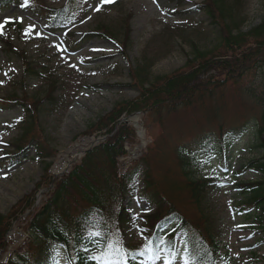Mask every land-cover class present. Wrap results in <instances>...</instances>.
Wrapping results in <instances>:
<instances>
[{"label":"rangeland","instance_id":"374dc122","mask_svg":"<svg viewBox=\"0 0 264 264\" xmlns=\"http://www.w3.org/2000/svg\"><path fill=\"white\" fill-rule=\"evenodd\" d=\"M20 1L21 5L0 12V99L18 97L26 107H12L0 112V156L12 151L11 147L16 148L18 143L25 147L35 141V145L39 143L41 149L44 148L46 158L38 159L34 149L31 159L22 165L11 169L3 168V164L0 166V241L6 244L0 249V264H7L16 253L24 254L27 245L34 242L28 225L53 204L51 199H55L60 182L86 154L108 141L111 135L104 129L113 120L110 113L114 109L122 114L120 125L128 129L127 140L124 136L126 156L120 157L118 171L125 174L135 164H141L133 193L122 200V211L117 215V203L114 206L112 202L105 204L109 208L106 216L113 217L108 223L114 228L117 227L113 223L115 220H128L122 223L125 231L118 236L120 243L128 247L124 257L128 256V250L133 252L145 247L151 234L148 225L158 210L141 199L146 175L151 180L148 183L159 188L166 201L181 199L178 205L188 211L187 216L197 215L200 224L212 227L219 254L226 259V264H264V229L256 219L258 214L244 215L236 210L248 198L238 185L257 182L263 177L255 171L240 176L234 173L262 156L257 144L264 110V65H258L241 78H230L224 89L217 90L218 103L212 101L209 111L206 107L193 106L177 112L164 109L157 115L152 111L150 114L129 109L143 89L151 90V85L185 71L188 60L196 55L195 50L210 51L220 45V27L212 25L206 13H184L194 5L209 2L185 0L183 4H177L169 0H111L96 11L101 0H83L74 3L80 5L79 9L65 16L69 23L52 31L45 19L26 9L24 0ZM69 1L42 0L40 3L61 9ZM234 2L236 7L230 24L236 28L234 35L247 34L262 23L264 0H220L221 12L228 15L227 9L234 6ZM30 25L34 30H29ZM100 28L109 29L113 40L87 37V43L75 51V41L100 31ZM1 37H8L21 57L38 65L40 76L25 78L21 57L7 54ZM139 76L145 83L143 86L137 81ZM52 84L56 86L52 92L55 102L44 101ZM40 100L43 102L39 104ZM216 113L219 115L216 119L224 117L222 128L216 125ZM133 117H138L139 127L135 120L132 121ZM241 119L242 132L236 138L230 131ZM219 129L225 132L224 136L228 135L225 144L231 156L232 170L224 175L219 141L192 157L189 171L193 178H219L222 182L221 186L208 191L205 201H200L204 203L205 211L195 213L194 206L187 204L191 196L186 183H182L185 179L175 156L193 135L212 134L216 130L220 132ZM99 138L104 140L89 146L78 157L70 158L72 163L62 174H54L55 166L68 151L87 139L96 141ZM69 195L74 194L69 192ZM82 200L58 199L52 212L58 213L63 206L64 210L75 213L78 212L76 208L88 203L96 205L94 199ZM95 229L100 230L99 226ZM172 231L170 228L168 234ZM181 239L182 235L178 237V247L183 249ZM123 247L119 249H125ZM60 259L63 261L61 250ZM26 261L29 264L30 259ZM169 262L184 264L180 255L175 260L161 259L156 264Z\"/></svg>","mask_w":264,"mask_h":264},{"label":"trees","instance_id":"16d2710c","mask_svg":"<svg viewBox=\"0 0 264 264\" xmlns=\"http://www.w3.org/2000/svg\"><path fill=\"white\" fill-rule=\"evenodd\" d=\"M41 1L29 2L26 9L42 18H46L51 29H61L66 24L65 16L74 13V9H79L80 5H74V3L83 0H70L68 5L61 9L49 8L40 3ZM169 1L183 4L185 0ZM206 1L209 3L194 5L191 10L184 13L195 11L206 13L211 19L212 25L220 27L218 29L221 40L220 45L210 51L195 50L196 55H192L187 62V71H180L170 79L151 85V90L144 91L143 89L139 98L130 105L129 109L133 111L143 110L150 112V114L152 111L157 115H161L164 109L177 112L193 106L203 109L206 107V110L209 111L212 101L218 103L217 90L224 89L226 83L230 82V78L236 76L241 78L258 65H264V20L249 33L234 35L233 31L236 28H233L230 24L233 23L235 4L240 2H234V6L227 9L228 15H226L221 12L223 6L220 4V0ZM19 2L21 1L0 0V11H4L12 4ZM222 25H224V28L221 29ZM99 30L96 33L86 34L85 38L75 41V44L83 46L88 41L87 37L90 39L113 40L109 29L100 28ZM1 40L6 47L7 54L20 56L8 37H1ZM193 48L198 49L196 46H193ZM21 60L25 78L40 76L38 65L34 66L23 56ZM138 79L139 84L141 83L140 85L143 86L145 83L142 82L141 76ZM147 83L148 81H146ZM51 86L50 93L47 94L48 98H44V101L49 99L55 102L52 92L55 91L56 86L55 84ZM0 102H5L4 107L0 105V110L26 107L25 102L18 97L0 100ZM41 102L43 101L40 100L39 104ZM32 105L34 106L35 103ZM203 113H206V111H203ZM217 113L214 115L216 125L222 128L224 117L220 118L221 121L216 119V115L219 116ZM110 115L113 120L104 129L107 134L111 135L108 141L89 151L82 162L76 165L72 172L60 182V188L55 191V199H51L53 204L48 205L45 213L39 215L34 223L28 225V232L34 242L27 245L28 248L24 254L16 253L15 258L7 264H28L27 259H30L29 264H60V250L67 264H122L123 260L128 264L153 263L162 253L166 254L168 259H172L176 255L178 252H176V242L180 234H183L182 240L185 246L182 255L184 263L187 259L190 264H226V259L219 254V244L215 242L216 234L212 227L200 224L197 215L187 216L188 211L185 208L180 209L178 205V202L181 203V199L166 201L167 199L159 188H153L148 183L151 180H148L146 175L143 181L145 187L141 198L156 206L158 210L154 218H151L150 225H148L151 234L145 247L133 252L128 250V256L125 259L122 258L124 256L122 251L124 252L128 247L125 243L124 245L120 243L122 241L118 236L120 233H124L122 223L128 222V220L112 221L117 225L114 228L112 224L108 223L113 217L106 216L109 208H106L105 204L112 202L114 206L117 203L119 205L117 215L122 211V200L128 198V194L133 193V185L137 183V179L140 177L141 164H135L125 174H120L118 171L120 157L126 156L125 141L127 140L128 129L125 125H120L119 119L122 114L119 111L114 109ZM241 121L242 119L238 120L230 131L236 138H239L242 132L243 124ZM261 121L257 149L262 152V156L249 161L248 164L234 173L240 176L245 172L255 171L263 177L257 182L238 185L244 193L248 194V198L246 201L241 202L236 210L240 214L250 216H257V213L256 219L264 229V110L261 113ZM219 131L216 130L215 134L197 133L193 135L187 144L177 150L175 156V159L179 161V168L185 179L182 183H186L187 192L191 196L189 198L191 202L187 199V204L194 206L195 213L200 211L201 214L205 211L204 203L202 205L200 201H205L208 191L221 186L222 182L219 178L197 180L193 178L189 171L192 157L219 141L222 155L221 167L224 169V175L232 170L229 164L231 156L228 155V148L225 144V138L228 135L224 136L225 132H222V129H219ZM221 132L223 134L219 135L218 133ZM125 135L126 140H124ZM133 141L134 139L129 144L132 145ZM34 143L35 141L25 147L18 143L12 152L5 154L4 157L0 156V166L3 164V168L7 169L23 163L30 159V154L34 149L38 159L42 156L46 158L44 148L41 149L39 143H36L37 145ZM69 192L74 195H69ZM64 198H67V200L78 198V200L83 199L84 202L88 199L91 201L94 199L96 205L88 203L84 207L76 208L78 212L75 213L64 210L62 206L59 209L60 211L54 214L52 209H55L58 199L62 201ZM164 203L166 205L163 206ZM73 206H76L75 202ZM117 215L115 216L116 219L118 218ZM100 218L103 220H99ZM95 226H99L100 230L97 229V231ZM170 228L173 231L168 234ZM166 233L168 235L165 236ZM3 245L6 244H2V241H0V249L3 248ZM120 246H124L125 249H119Z\"/></svg>","mask_w":264,"mask_h":264},{"label":"bare ground","instance_id":"6f19581e","mask_svg":"<svg viewBox=\"0 0 264 264\" xmlns=\"http://www.w3.org/2000/svg\"><path fill=\"white\" fill-rule=\"evenodd\" d=\"M135 121H137L136 118H133ZM90 146V142L85 141L83 143L78 144L76 147H73L70 151L66 153L63 157L60 158L59 162L55 166L53 172L55 175L62 174L68 166L72 163L70 158H76L78 157L83 150L88 148Z\"/></svg>","mask_w":264,"mask_h":264},{"label":"snow or ice","instance_id":"6c2138e0","mask_svg":"<svg viewBox=\"0 0 264 264\" xmlns=\"http://www.w3.org/2000/svg\"><path fill=\"white\" fill-rule=\"evenodd\" d=\"M111 2V0H101V4L99 5V6H97L96 7V11H99L100 10V8L105 4V3H110ZM153 2H155V0H153ZM28 3H29V0H24V5L25 6H27L28 5ZM0 27H2V26H0ZM29 30H34V26H32V25H30L29 26ZM26 34H27V32H26ZM58 47V49H59V46H57ZM64 51H66V49H63ZM82 62V61H81ZM72 67H75V65H71ZM5 75H7V73H5ZM169 264H170V262H169ZM185 264H190V261L189 260H185Z\"/></svg>","mask_w":264,"mask_h":264},{"label":"water","instance_id":"95a60500","mask_svg":"<svg viewBox=\"0 0 264 264\" xmlns=\"http://www.w3.org/2000/svg\"><path fill=\"white\" fill-rule=\"evenodd\" d=\"M133 118H134V117H133ZM134 122L136 123V121H134ZM136 126L139 127V125H137V124H136ZM87 140H88V142H90V147H92V146L97 145V143H99L100 141L104 140V138H99V139H97L96 141L91 140V139H87Z\"/></svg>","mask_w":264,"mask_h":264}]
</instances>
